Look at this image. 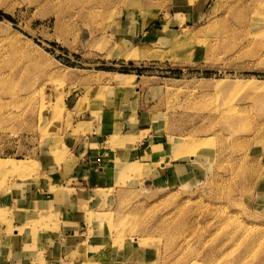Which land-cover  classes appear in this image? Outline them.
Here are the masks:
<instances>
[{
    "label": "rangeland",
    "instance_id": "obj_1",
    "mask_svg": "<svg viewBox=\"0 0 264 264\" xmlns=\"http://www.w3.org/2000/svg\"><path fill=\"white\" fill-rule=\"evenodd\" d=\"M163 4L0 0V159L20 164L0 171V264L15 233L36 264H264V0H210L194 26L127 41L125 8ZM113 98H135L170 165L152 176L128 162L138 137L102 134L107 183L75 185L80 121ZM73 186L93 198L83 235L47 253Z\"/></svg>",
    "mask_w": 264,
    "mask_h": 264
},
{
    "label": "crops",
    "instance_id": "obj_2",
    "mask_svg": "<svg viewBox=\"0 0 264 264\" xmlns=\"http://www.w3.org/2000/svg\"><path fill=\"white\" fill-rule=\"evenodd\" d=\"M209 6L210 0H165V4L158 6L156 10H147L146 14L149 15L140 20H135V15L127 16V13L132 10L130 9L129 11V8L126 7V12L121 18L120 25L122 29H125V33L131 36H129L131 40L127 39V41L132 42L133 40H140L139 43H148L151 36L152 38L155 36L154 34L161 36L166 30L177 27L194 26L202 22L207 17ZM130 8L134 7L130 6ZM113 101L114 103H112L110 107L97 109L96 115H92L90 119H83L80 121L83 123L82 126L84 125L83 128L88 131L82 138V143L85 144V148L81 155L88 154L89 157L79 163L78 171H81L82 175L71 177L75 185L77 181V183H79L80 180L87 179V177H91L92 175H95V178H97L94 184L107 183L105 173L108 170L101 165L99 166L100 170H97L98 167H95L97 162L95 164V161L100 155V148L108 134H118L120 136H125L127 134L128 136L138 137L134 144H131V142L130 145H128V147L131 148L129 154H126L127 157H129L128 162L139 160V162L146 167H149V165L153 166L154 171L153 174H151L152 176L156 172V176L158 177L160 172L159 169L162 168L161 171L164 172L166 164L170 165L169 162H165L163 159L164 155L162 152L163 149L161 150L160 147L161 144L157 143L154 138L140 135L141 132L148 129L145 126L150 125V119L144 112L138 111L136 108L138 107V103L135 102V98L126 99L120 102V104L117 103L114 98ZM102 134H106V136ZM155 155L162 159L159 160L158 157L154 158ZM132 158L135 160H132ZM188 159L195 160V158ZM89 165H91V168H89ZM178 165H180L179 162L173 163V166L177 168H179ZM86 174H91V176ZM71 189L72 190L69 191L70 194L73 193V195L65 202L66 206L64 209L69 214L67 216L70 217L72 223L69 229L63 230L62 233L55 235L51 240H47L45 243L46 247H51L48 249L47 253L52 252L54 248H56L55 252L59 253L60 249L58 250V245L56 244L67 247V242H74V240H77L78 236L80 238L81 235H83V232H80L82 228V223L80 222L81 217L85 218L89 209L92 208V206L88 204L93 202H89V199H93L89 198L91 189L86 187L80 188L79 186H73ZM73 190L74 192H72ZM16 235H18V233H15V236L10 238L11 248L9 250H11L13 256L4 264H36L33 257H31L34 250L26 246L23 237ZM96 237L99 238L98 244H100V240L102 242L100 235L97 234ZM37 252L38 251H35V253Z\"/></svg>",
    "mask_w": 264,
    "mask_h": 264
},
{
    "label": "bare ground",
    "instance_id": "obj_3",
    "mask_svg": "<svg viewBox=\"0 0 264 264\" xmlns=\"http://www.w3.org/2000/svg\"><path fill=\"white\" fill-rule=\"evenodd\" d=\"M193 140V139H192ZM195 144V143H194ZM198 144V143H196ZM202 145V144H201ZM204 145V144H203ZM195 146V145H194ZM203 147V146H202ZM188 149V148H186ZM178 151V150H177ZM184 152V151H183ZM186 152H188L186 150ZM189 153H190V150H189ZM180 154V153H179ZM178 155V154H177ZM19 162L18 161H15V160H9V159H0V171L2 170H17L19 168ZM7 170V171H8Z\"/></svg>",
    "mask_w": 264,
    "mask_h": 264
}]
</instances>
